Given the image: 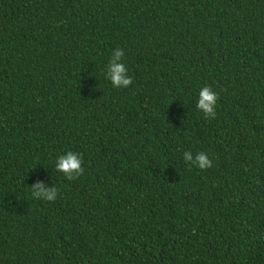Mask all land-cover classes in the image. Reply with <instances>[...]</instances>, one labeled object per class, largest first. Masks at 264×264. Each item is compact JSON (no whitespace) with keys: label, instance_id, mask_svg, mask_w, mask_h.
Segmentation results:
<instances>
[{"label":"trees","instance_id":"trees-1","mask_svg":"<svg viewBox=\"0 0 264 264\" xmlns=\"http://www.w3.org/2000/svg\"><path fill=\"white\" fill-rule=\"evenodd\" d=\"M0 264H264V0H0Z\"/></svg>","mask_w":264,"mask_h":264},{"label":"clouds","instance_id":"clouds-1","mask_svg":"<svg viewBox=\"0 0 264 264\" xmlns=\"http://www.w3.org/2000/svg\"><path fill=\"white\" fill-rule=\"evenodd\" d=\"M125 49L116 47L111 50L110 57L104 68V78L110 82L114 89H126L133 84L132 76L125 63ZM218 93L211 87H202L197 95L195 107L196 110L203 115L206 120H212L217 115ZM183 162L191 169L195 167L199 170H207L213 166V161L209 154L205 151L193 153L185 151L182 156ZM83 156L79 152L66 150L59 154L54 161V168L57 173L63 174L68 180H74L83 175ZM31 198L33 200L43 202H54L58 199L59 189L52 183L49 186L48 182L37 180L30 186Z\"/></svg>","mask_w":264,"mask_h":264}]
</instances>
